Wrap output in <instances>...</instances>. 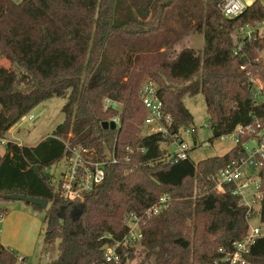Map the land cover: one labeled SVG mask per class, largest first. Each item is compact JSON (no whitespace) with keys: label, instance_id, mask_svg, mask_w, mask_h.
<instances>
[{"label":"trees","instance_id":"1","mask_svg":"<svg viewBox=\"0 0 264 264\" xmlns=\"http://www.w3.org/2000/svg\"><path fill=\"white\" fill-rule=\"evenodd\" d=\"M221 2L0 0V61L9 64H0V137L46 99L67 97L64 121L51 135L33 146L9 142L0 154V214L9 213L2 205L7 194L49 200L45 210L26 203L46 212L48 264H128L136 246L120 247L118 263L105 260L106 247L126 234V215L143 213L163 195L170 196L167 209L141 223L144 264H226L225 252L248 222L238 197L214 190L212 175L240 145L222 156L166 164L163 138L141 135L148 110L139 97L143 83L155 80L177 129L193 122L185 98L203 93L211 143L264 116V102L254 99L249 83L250 73L264 81V38L246 39L234 54L236 30L264 20V6L255 0L231 19ZM194 33L204 35L202 50L186 45ZM105 98L121 109L105 108ZM117 115L119 126H104ZM67 145L118 157L106 166L104 181L73 203L46 172L65 157ZM72 205V212L82 209L76 219L67 212ZM19 257L0 243V264H17ZM248 259L264 264V237Z\"/></svg>","mask_w":264,"mask_h":264},{"label":"built area","instance_id":"2","mask_svg":"<svg viewBox=\"0 0 264 264\" xmlns=\"http://www.w3.org/2000/svg\"><path fill=\"white\" fill-rule=\"evenodd\" d=\"M20 4L25 0H12ZM255 0H222L220 10L227 18H236L242 15ZM260 2L264 6V1ZM237 43L234 54H240L244 49L246 39L257 40L264 38V20L255 23H245L235 32ZM245 69V65H241ZM249 83L254 99L264 102V81L250 73ZM139 97L148 110V114L142 126L141 135L159 134L163 141L164 163H176L190 158L194 148L199 147L198 141H194L197 128L193 125L174 128L173 116L165 110V104L158 94V83L153 79L146 80L140 88ZM105 108L121 109V103L111 98L103 101ZM255 125H239L232 133L235 145H240L239 154L233 157L229 163L212 175L214 190L217 192H229L238 197L240 204L245 208L248 228L241 238L233 242L232 248L225 252L223 261L226 264H252L248 259L253 245L259 238L264 237V116L257 117ZM34 118L33 114L30 119ZM117 126L120 124L119 115L111 118ZM246 136L245 140L242 137ZM187 137H192L188 141ZM9 142H14L6 137H0V145L6 147ZM19 144V143H18ZM21 145V144H19ZM68 153L62 159L64 164L60 169V176L50 168L46 172L53 177V184L60 191L65 201H74L82 198L84 193L101 184L106 176V166L117 163L115 153L99 156L94 149L67 145ZM231 148V149H232ZM53 166V165H52ZM169 195H163L151 207L143 213H131L125 216L127 232L123 238L114 245L107 246L105 260L118 263L121 260L120 247H133L142 242L144 234L141 228L142 220L160 214L169 206ZM74 205L70 206V208ZM4 215L0 214V218ZM224 252L223 248L221 249ZM47 264L51 260L46 255ZM17 264H35L30 260H24L20 256ZM38 264V263H37Z\"/></svg>","mask_w":264,"mask_h":264},{"label":"rangeland","instance_id":"3","mask_svg":"<svg viewBox=\"0 0 264 264\" xmlns=\"http://www.w3.org/2000/svg\"><path fill=\"white\" fill-rule=\"evenodd\" d=\"M186 45L202 50L205 46L204 35L201 33L192 34ZM0 64L9 66L5 61H0ZM66 101V96L46 99L18 121L5 137L25 145L38 143L46 136L51 135L57 125L64 121L62 109ZM184 103L193 116L192 125L197 128L193 140L200 144L191 152L192 158L199 161L207 157L226 154L235 145L234 135L223 136L215 139L213 143L210 142L212 132L209 127V114L204 94L199 93L192 97H186ZM32 114L34 118L30 119ZM187 140H192V137H187ZM4 150L5 147L0 145V154L4 153ZM63 164L64 160H61L50 167L51 171L55 172L56 177L60 176V169ZM2 205L8 208L10 215L5 214L0 218V243L13 249L17 255L27 257L33 263L46 264L47 254L44 244V217L46 212L35 209L32 205L20 200H7ZM72 209L67 210L71 215L74 213ZM74 210L78 211L76 206ZM144 254L145 249L140 242L136 245L135 253L128 264H144L146 262ZM56 255L57 250L53 257Z\"/></svg>","mask_w":264,"mask_h":264},{"label":"water","instance_id":"4","mask_svg":"<svg viewBox=\"0 0 264 264\" xmlns=\"http://www.w3.org/2000/svg\"><path fill=\"white\" fill-rule=\"evenodd\" d=\"M105 127H109L111 126L112 128H115L117 126V124L115 122H105L104 123ZM4 199L6 200H20V201H24L25 203H30L36 206H40L42 209H47L48 205H49V200L48 199H44V198H39V197H34V196H29L27 194H22V193H13V194H7L4 195ZM69 208V206H64L61 210V212L59 213V216L64 218L65 214H66V210ZM76 211H74L73 213V218L76 219L80 216L82 209H79L76 213Z\"/></svg>","mask_w":264,"mask_h":264},{"label":"crops","instance_id":"5","mask_svg":"<svg viewBox=\"0 0 264 264\" xmlns=\"http://www.w3.org/2000/svg\"><path fill=\"white\" fill-rule=\"evenodd\" d=\"M9 131H10V130H9ZM9 131H8V132H9ZM8 132L6 133V135L8 134ZM46 137H47V136H46ZM43 139H44V138H43ZM40 141H41V140H40ZM40 141H39V142H40ZM19 144H21V145H25V144H23V143H19ZM36 144H37V143L32 144V145H29V146H33V145H36ZM4 151H5V150H4ZM1 154H3V153H1ZM8 214H9V213H8ZM8 214H7V215H8ZM9 215H10V214H9ZM3 245H4V244H3ZM4 246H5V245H4ZM35 264H37V263H35ZM38 264H41V262H39ZM46 264H47V262H46Z\"/></svg>","mask_w":264,"mask_h":264}]
</instances>
